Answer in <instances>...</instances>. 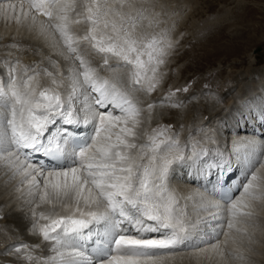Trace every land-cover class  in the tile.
Masks as SVG:
<instances>
[{
    "label": "snow or ice",
    "instance_id": "snow-or-ice-1",
    "mask_svg": "<svg viewBox=\"0 0 264 264\" xmlns=\"http://www.w3.org/2000/svg\"><path fill=\"white\" fill-rule=\"evenodd\" d=\"M154 9L148 0H21L17 14L15 3H0L5 18L17 23L21 15L31 18L39 36L58 38L67 51L66 76L57 80L43 70L53 88H41L40 71L18 67L19 61L5 62L6 80L0 75V165L27 185L29 196L38 192L41 204H60L67 211L39 213L32 231L49 242V254L35 255L40 245L15 246L27 264H165L188 247L246 259L220 247L218 238L241 231V218L252 216L246 209L264 197V141L234 143L233 152L244 165L242 191L213 189L218 202L202 203L200 209L216 211L195 223L179 207L171 180L177 165L207 156V146L195 141L186 155L180 140L166 135L170 126L162 125L138 142L143 113L135 94L156 90L158 69L175 45L166 28L159 34L141 31L163 23ZM74 25L85 26L82 35ZM86 54L99 57L111 78L101 76ZM65 82L66 97L60 91ZM153 107L147 105L149 112ZM82 125H91L92 133L74 130ZM256 164L260 167L252 171ZM234 192H239L235 198ZM147 233L162 238H144Z\"/></svg>",
    "mask_w": 264,
    "mask_h": 264
},
{
    "label": "rangeland",
    "instance_id": "rangeland-1",
    "mask_svg": "<svg viewBox=\"0 0 264 264\" xmlns=\"http://www.w3.org/2000/svg\"><path fill=\"white\" fill-rule=\"evenodd\" d=\"M148 2L155 5L154 11L161 13L160 19L163 23L158 27H144L141 31L147 34H159L162 29L166 28L169 30V37L175 42V45L170 50L171 55L165 58V63L160 65L158 69L161 79L156 90L150 94H135L141 101L140 106L143 113V124L138 130L140 133L138 142H145L147 139L145 133H150L152 129L161 125L164 127L171 125L170 131L166 135L179 139L182 142L181 146L188 150L193 142L200 140L205 134L211 135V133H208L210 128L203 126L210 123L211 118H208L211 117L210 112L215 111V107L224 106L223 101L225 98L231 96L228 102L230 103L233 100L232 96L241 90L240 87L243 83H254L253 86L256 87L264 85V70H261L260 73L253 72L252 78L238 76V79L232 82L235 75L244 71L247 67H255L256 69L264 67V0H148ZM241 5L248 7L246 9L241 8L239 7ZM2 19L4 20V18ZM84 28L83 25L73 26L74 32L81 35ZM1 40L3 43L0 44V75H3L4 79H7L5 62L15 64L16 61H19L18 67L26 66L32 69L36 66V69L40 71L47 69L54 76L67 75L68 62L64 59L67 56V51L62 47L63 44L59 40L61 50L54 47L53 51L57 50L54 52V57L42 50L34 52L35 55L32 54L33 50L31 51V49L33 48L25 42L22 45L21 42L15 43L12 41V43L11 41L6 42V39ZM88 58L92 60L93 66L97 67L101 76L111 78L112 73L100 67L102 61L99 57L88 55ZM111 63L115 64V61H111ZM258 75L260 76L258 77ZM150 103L154 105L151 112L147 108ZM173 105H176V107H173ZM198 120H207V123L200 124ZM238 121L240 122L241 119H238ZM212 122L213 125L216 123L215 120ZM201 129L206 132H200ZM225 132L227 134L234 133ZM1 167L2 165H0V170ZM5 171L2 173L4 174ZM2 173H0V203L5 200V197H9L12 184L14 186L15 183L11 181L9 175L4 176ZM27 192L25 193L27 194ZM26 194H24V197H26ZM27 196L29 197L28 194ZM36 199L39 200L38 192L34 193L28 200L22 197L19 206H14V199L10 203L11 206L8 203L10 207L7 205L5 210L0 207V225H3L0 227V242L2 240L6 241L7 236L11 237V235L18 236L20 240L19 243L13 244V242H16V238H14V241H10L12 238H9L10 242L7 246H5L7 241L0 243V264H7L4 261H12L9 260L11 257L17 258L18 256L22 260L17 264H27V261L23 260V253H14L15 246L20 244L40 245L39 248L34 249L35 255L48 253L49 242H43L42 237L38 233L33 234L30 228H33V224L37 221L41 211L48 213L49 208L52 209V207H57L60 204H56V206L41 204L40 200L36 202ZM48 206L49 208H46ZM253 208L255 211H253ZM13 209H17L16 211H19L22 217L24 215L28 220L24 217L22 220L25 223L29 222L30 226L26 225L21 230L17 229L15 219L11 218L13 212H9ZM248 209L250 212L253 211L252 213L256 216L262 215L264 217V207L260 206L259 210L261 211H259L256 204H252ZM257 210L258 213H256ZM33 213L36 215L34 216ZM251 217L246 218L247 221L244 217L241 218L244 220L237 224L241 231L232 230L231 235L226 238L231 242H236L234 238L239 237L235 238L236 240L239 239L236 242L238 247L233 246L239 248V251L237 252V248H231L227 251L233 252L232 249H235L234 252L236 253L234 254H243L246 257L244 261L233 259L232 256L225 255L221 257L218 254H212L211 257L209 255L206 258L207 260L205 259V263L202 259L198 263V260L192 259L191 261V258L176 255L173 256L176 258L175 261L172 257V260L167 259L165 264H264V221L258 220L257 222L256 220L253 223L255 217ZM249 219H252V221H249ZM39 223H46V221H39ZM242 224H245L244 227ZM248 226L252 227L249 228ZM25 235L31 239L23 241ZM4 256L7 259L3 258ZM213 256L222 259L212 258Z\"/></svg>",
    "mask_w": 264,
    "mask_h": 264
},
{
    "label": "bare ground",
    "instance_id": "bare-ground-1",
    "mask_svg": "<svg viewBox=\"0 0 264 264\" xmlns=\"http://www.w3.org/2000/svg\"><path fill=\"white\" fill-rule=\"evenodd\" d=\"M0 3H15L17 5V14H20L21 0H0ZM195 3H196V1H195ZM211 6H212V4H211ZM239 7L246 9L248 6L241 5ZM24 8L27 9V3L26 2L24 3ZM2 18H4V20ZM37 19H38V21L45 20L44 17H37ZM2 22H3V24H2ZM1 39H4V40L6 39L7 40L6 42H10V41L11 42L14 41L15 43L21 42L22 45H23V42H25L31 48H33V49H31V51L33 50L32 54H34V52H36L37 50H42L44 52L52 54V57H54V55H55L54 52L57 50L53 51V48L57 47L58 49H60V47H59L60 44H59L58 38L53 40L51 38L45 39L44 37L39 36L37 34L36 29L31 25V18H29L28 20H25L22 15H21L20 22L17 23L14 17L11 19H8V18H5V16L1 14V16H0V44H1V42L3 43V41ZM10 45H11V43H10ZM28 54H30V53H28ZM35 68H37V67L35 66ZM261 70H264V67L263 68L260 67L257 69L255 67H247V69H245L244 71L237 73L235 75L234 79L232 80V82L236 81L238 79V76H242V77L245 76V77L250 78L252 76L253 72L260 73ZM58 73H60V72H58ZM60 75H57V76L55 75V78L57 80H60L61 79V77H59ZM259 76L260 75H258V77ZM105 77H107V76H105ZM37 79L39 80V85L41 88H43V87H48V88L55 87L54 85L51 84L52 78L46 76L42 70L40 71V75L37 77ZM66 84H67V82H65V86L61 87V89H60V91L62 92V94L65 97H66L67 91H68ZM253 84L254 83H247V84L243 83L242 86L240 87L241 92L239 91L235 95H233L232 96L233 100L230 99L231 100L230 103H228V102H229V98L231 96L224 99V101H223L224 106H217L214 108V110H215V111L213 110L214 112H212V111L210 112L211 117L208 118V119L211 118L210 123L207 124L206 126H203V127L210 128V131L208 133L209 134L211 133V135H208V134L207 135L210 136L212 138V141H214V142L207 141L205 136H202L200 138V140L198 139V141L200 142V146L206 145L207 148L209 149L208 155L205 157H201V159L198 161L185 162L184 164L177 165L175 167V171H174L175 175H173V177H172L171 186L176 190L178 197H179V207L187 213V219L189 220L190 223H195L197 220H200V219H210L211 213L216 211L215 209H210L209 211H203L200 209V205L202 203H206V202L215 203V202H218V200H219L216 198L215 195H213L214 182L216 180V171L220 170V172L226 173L230 178H235L236 176L239 175V173L243 172L244 175L242 176L241 182L239 183L240 184L239 188L242 191L243 183L246 182L244 165H243L242 161L237 158V155L233 152V145H234V143L247 144L248 142H254L255 144H260L262 141H264V119L261 118V105L264 104V85H262V86L259 85L258 87H256V86H253ZM220 105H222V104H220ZM238 119H241V121H240L241 123L238 121ZM207 120L206 121L198 120V123H200V124L204 123L205 124V122L207 123ZM213 120L216 121V123H214V125L212 122ZM195 128H197V127H195ZM198 129L200 130V128H198ZM74 130L80 131L81 133L83 131H86L85 133L84 132L83 133L84 134H91L93 131V127L90 125V126H88L87 129H84V127L82 125L79 129H74ZM203 130L200 132H206ZM205 130H207V129H205ZM194 131H196V130H194ZM225 131H230V132H234V133L236 132V133L235 134L234 133H232V134L228 133L227 134V132H225ZM196 133H198V132H196ZM228 136H229V139H228ZM185 152H186V155H190L191 154V147L188 148V150L185 149ZM221 153H222V156L220 155ZM242 155H243V149L241 150V156ZM37 159H42V157H38ZM220 165L223 166V171L221 170ZM259 167H260V165L256 164L255 167L252 169V171H255ZM4 170H6V171L3 174L2 172ZM261 172H264V169H261ZM0 173H2L4 176L9 175L11 178V181L15 182L14 186L12 184V188L9 192V194H10L9 197L8 198L5 197V200H3V202L0 203V207L3 210H5V207L8 205V203L10 204L11 201L14 199H15V204L13 202H12V204H14V206L15 205L19 206L18 204L20 202H22V200H21L22 197L27 198V200L31 197V196H29V197L27 196V194H28L27 185L21 184L19 182V177L12 178L11 173L3 166L1 167ZM248 175H250V173ZM41 185H42V183H41ZM25 192H27V194ZM24 194H26V197H24ZM238 195H239V192H234L233 198H235ZM35 201L38 202L39 200L36 199ZM23 203H24V201H23ZM252 204H254V205L256 204V207L259 210L260 206L264 207V197H262L256 201H252L251 205ZM10 206H11V204H10ZM51 206H53V205H51ZM36 207H38V206H36ZM46 208H49V206ZM16 210L13 209V210L9 211V212H13L12 213L13 215H11L13 217H11V218L15 219L16 228L21 230L22 228L26 227V225L30 226L29 222L25 223L22 220L24 215L22 217V214ZM50 210H52L55 213L60 214V215L67 214L66 209L64 207H62V205H57V207H52V209L49 208V210L47 212H50ZM248 210L246 209V211H248ZM258 210L256 213H258L262 209L259 211ZM253 211H255L254 208H253ZM253 211H251V213ZM252 215H254L253 217H255L256 219L254 218L253 221H252V219H249V221H252L253 223H255L256 220H257V222H258V220H262V222L264 221V217H262V215L256 216V214H253V213H252ZM253 217H251V218H253ZM244 218L246 219L249 217H244ZM25 219H27V218H25ZM241 220L243 221L244 219H241ZM247 220L248 219H246V221ZM12 224H13V222H12ZM214 224H215V222H213V225ZM246 224H247V222H246ZM244 225L245 224H242L243 227H244ZM2 226L3 225H0V227H2ZM13 226H14V224H13ZM237 226H239V225H237ZM250 227H252V226H250ZM237 228H239V227H237ZM30 229H32V228H30ZM217 230L219 231V229H217ZM205 231H210V229L205 228ZM234 231H236V230H234ZM10 232H12V231H10ZM231 233H230V235H231ZM133 234H135V233H133ZM192 234H193V239L188 242L190 245L196 242V239L198 238L200 233L197 230V231H194ZM23 237H25V239H23V241H29L31 239L27 235H25ZM236 237L239 238L238 236H236ZM9 238H12V240H10V241H14L15 240L14 238H16V240H15L16 242H13V244H15V243L17 244L20 241L18 239V236L14 237V235H11V237L7 236V240H6L7 242L2 240L0 243L6 242L5 246L9 245V242H10ZM144 238H162V236L158 233H147V234H145ZM235 238H234V240L237 242L239 239L236 240ZM218 239H219L220 247H222V248H226L227 250H230L231 248L236 249L238 247L236 245V242H234V241L231 242L228 239H227L228 242L225 245L224 241L226 240V237L223 235V233H221L219 235ZM211 243H217V241L213 240V241H211ZM10 246H11V244H10ZM233 246H237V247H233ZM200 247L204 248L207 246L201 245ZM8 248H9V246H8ZM235 249H232L233 253H236V252H234ZM238 249L239 248H237V252L239 251ZM44 252H46V251H44ZM43 254L48 255L49 253H46V254L43 253ZM212 254L216 255V253H213L211 251L199 252V251L192 249L191 247H188V248H181V249L177 250L173 256L178 255L180 257L183 256V257L191 258V261H192V259L195 261L198 260V263H199V260L202 259V260H204V263H205V259L209 255L211 257ZM5 257L6 256H4L3 258H5ZM214 257L215 256H213L212 258H214ZM217 257H215V258L216 259L221 258V257L220 258H217ZM5 259H7V258H5ZM175 259L176 258H174V261H175ZM9 260H12V261H8V262L4 261V263H7V264L16 263L17 264V263H19V261L22 260V258L20 257L18 259V257L17 258L11 257ZM195 263H197V262H195ZM171 264H174V263H171ZM175 264H179V263H175Z\"/></svg>",
    "mask_w": 264,
    "mask_h": 264
}]
</instances>
